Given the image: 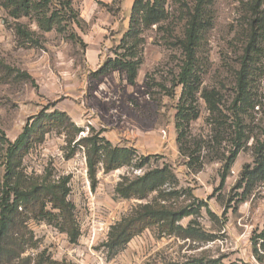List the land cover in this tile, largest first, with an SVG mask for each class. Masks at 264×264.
Instances as JSON below:
<instances>
[{
  "label": "rangeland",
  "instance_id": "374dc122",
  "mask_svg": "<svg viewBox=\"0 0 264 264\" xmlns=\"http://www.w3.org/2000/svg\"><path fill=\"white\" fill-rule=\"evenodd\" d=\"M66 1L75 15L67 12L63 31H41L31 17L18 20L34 31V42L26 44L15 34L16 20L0 7V177L5 140L14 142L41 117L46 121L48 114L64 112L68 120L53 125L42 141H34L19 169L33 181L70 177L67 198L74 205L80 233L72 242L56 226L59 219L50 223L26 214L31 243L21 258H31V264L42 259L43 264H188L221 257L226 262L259 264L253 257L252 236L264 226V182L241 200L245 184L240 178L244 165H253L254 140L263 137L264 57L248 78L254 106L245 105L240 114L248 139L221 183L225 158L235 150L229 108L247 42L251 0L206 2V30L199 48L201 80L203 88L218 92L220 102L213 113L197 94L199 116L189 124L186 143L190 157L180 152L175 126L182 92L177 81L185 60L178 38L197 0H169L168 20L143 31L142 63L134 83L121 70L96 74L109 59L125 53L122 39L135 0H53L50 7L61 8ZM73 126L82 131L75 134ZM92 136L135 152L131 165L107 173L99 165L95 187L88 173L87 148L78 144L80 138ZM145 159L144 167L135 166ZM165 165L175 173L177 183L164 185L146 199L117 193L124 178L132 180ZM148 202L195 212L177 223L175 234H168L165 224H155L118 251L108 252L104 243L111 227ZM191 221L214 239L179 236Z\"/></svg>",
  "mask_w": 264,
  "mask_h": 264
},
{
  "label": "trees",
  "instance_id": "16d2710c",
  "mask_svg": "<svg viewBox=\"0 0 264 264\" xmlns=\"http://www.w3.org/2000/svg\"><path fill=\"white\" fill-rule=\"evenodd\" d=\"M207 1L197 0L192 11L188 13L183 36L178 38V44L185 55V60L177 81V84L182 86V92L177 105L175 126L178 131L180 152L188 157L192 156L186 147L189 124L199 116L196 105L197 94L201 93V97L206 100L213 113L219 110L218 104L220 102L218 92L203 88L201 80L202 59L199 56V48L206 30L204 16ZM168 2L169 0H135L133 2L129 28L122 39L121 47L125 49V53L109 59L97 71L96 75L107 74L112 70H121L126 72L130 83L136 81L142 63V59L139 57V46L143 41L141 35L146 28L160 25L168 20ZM51 4H53V0H0V7L16 20L15 34L24 44L34 42V31L28 28L26 24L19 22V19L23 17L34 18L39 29L44 32L63 31L67 12H70V17L75 15L70 1L61 4V8L55 6L57 9H51ZM63 8H66L67 11H64ZM249 8L251 19L246 34L247 42L241 56V67L236 71L235 97L229 108L232 113V126L236 130L233 140L235 150L225 158L227 161L225 172L221 175L222 184L225 183L231 165L235 162L238 153L248 139L245 134L246 125L240 114L245 110V105L254 106L251 82L248 78L254 72L260 58L264 57V0H251ZM46 117V121H42L43 117H41L38 123L25 127V130L14 142L5 140L7 146L5 157L1 162L4 171L0 177V264H31V258H21L26 246L31 243V239L27 237L26 220L28 217L26 214H30L39 220H47L50 223L59 219L56 226H61L68 233L72 242H76L80 234L74 217V205L67 198L70 192L68 186L70 177H62L55 182L47 178L41 182L33 181L28 180L19 169L34 141H42L44 134L52 130L53 125H63L64 121L68 120V116L59 111L52 112ZM73 128L75 134L82 131L80 127L73 126ZM39 131L41 132L40 137H33ZM261 136L263 137L258 136L253 143V165H244L241 171L240 179L245 184V193H243L241 200H245L248 192L264 182V128L261 129ZM78 144L87 148L88 173L93 187L96 184V173L99 165H102L107 173L122 166L131 165L135 156L133 149L113 146L103 137L80 138ZM146 162L145 159L135 166L142 168ZM177 182L175 173L165 165L161 168L148 170L132 180L127 177L124 178L118 183L116 191L125 198L146 199L153 192H161L164 185ZM54 211L56 212L54 213ZM194 212L195 209L188 207L175 209L159 203L141 204L134 213L111 227L109 237L104 245L108 252L118 251L134 236L155 224H165V230L168 234H175L176 229L179 228L177 223L183 218L191 216ZM184 231L185 234L179 236L204 241L214 239L213 235H208L195 228L193 221L188 224ZM252 253L259 264H264V226L259 233L252 236ZM43 260L38 264H43ZM48 264L61 263L50 261ZM168 264L178 263L173 261ZM188 264L227 263H224L221 257H211L193 259ZM228 264L240 263L230 262Z\"/></svg>",
  "mask_w": 264,
  "mask_h": 264
},
{
  "label": "crops",
  "instance_id": "0c3cea01",
  "mask_svg": "<svg viewBox=\"0 0 264 264\" xmlns=\"http://www.w3.org/2000/svg\"><path fill=\"white\" fill-rule=\"evenodd\" d=\"M261 230H262V229H261ZM253 257H254V256H253ZM253 257H252V258H253ZM223 262L228 264V263H230V262H232V261H227V262H226V261L223 259Z\"/></svg>",
  "mask_w": 264,
  "mask_h": 264
}]
</instances>
